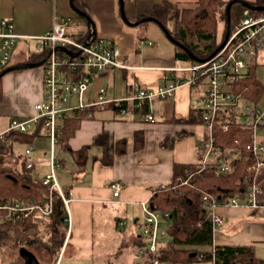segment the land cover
Listing matches in <instances>:
<instances>
[{
	"label": "crops",
	"instance_id": "1",
	"mask_svg": "<svg viewBox=\"0 0 264 264\" xmlns=\"http://www.w3.org/2000/svg\"><path fill=\"white\" fill-rule=\"evenodd\" d=\"M162 1L124 0L126 21L122 17L119 0H84L88 11L86 12L95 24L96 34L115 44L120 50V60L125 65L96 75L85 95L87 101L94 100L98 90L104 85L114 97L126 98L141 89L154 91L174 79L191 78V71L184 68L192 64L176 58V46L161 25L154 19L143 20L150 17L154 7ZM170 1L183 8L193 6L197 0ZM76 16L80 17V21L71 31L67 19ZM140 18L141 23L138 22ZM2 19L12 22L14 33L20 38L35 40L36 45V37L45 33L56 22L68 21V33L78 39L85 38L91 30L88 19L72 9L70 0H0V31L3 29ZM37 53L26 52L13 60L12 52L8 65L33 62L31 59ZM251 61L256 64V74L264 83L259 75V69L264 66V49ZM40 66L11 70L3 75L0 134L7 131L13 119H27L36 114L34 106L43 98L44 67ZM200 96V88L186 84L178 87L168 97L152 98L148 101V112L153 115V120H147L146 113L138 109L130 108V113L124 115L109 108H95L93 116H86L70 138V149L56 144L57 167L54 172L60 187L70 196L67 203L68 230L56 264L63 263L61 258L65 257L68 250L71 252L70 264H78V261L84 264H142L146 256L139 252V248L137 253L141 256L140 260L136 263L127 260L131 254L127 249L134 243L138 245L137 241L142 239V235L134 237L131 233H125V230L116 234L117 246L114 251L101 248L104 252L95 254V211L99 207L105 212L112 207L114 212H119L116 221L120 229L126 225L127 217L137 216L138 207L144 213L143 205L150 204L157 189L168 187L172 182L175 163L194 164L199 161L200 142L207 137L208 129L204 123H191L183 119L189 118L192 109H203ZM257 108L264 112L262 108ZM138 130L144 133V145L136 149L134 135ZM102 132L107 133L110 152H115L118 141H127L125 151L121 154L115 153L110 165L102 162V146L92 145L85 154L77 153L85 145L92 144L94 137ZM180 133L186 134L178 137ZM172 139L175 142L169 147L168 141ZM18 144L24 145V149L17 151L15 147ZM11 146L13 149L5 155L7 165L18 167L21 159L27 157L28 145L15 142ZM32 147L29 158L33 162L36 176L42 179L52 172L49 133L42 130ZM114 181L123 184L118 196H114L111 188ZM237 209L248 210L258 220L253 224L257 230L254 236L243 241L239 238L229 240L233 236L224 234L218 241L217 235L213 234L214 244L254 245L256 255L264 258V204L256 209L246 205L220 204L217 211L228 222V218L232 219L238 213L235 211ZM120 212L124 214L120 215ZM135 222L143 228L144 220L136 218Z\"/></svg>",
	"mask_w": 264,
	"mask_h": 264
},
{
	"label": "trees",
	"instance_id": "2",
	"mask_svg": "<svg viewBox=\"0 0 264 264\" xmlns=\"http://www.w3.org/2000/svg\"><path fill=\"white\" fill-rule=\"evenodd\" d=\"M220 1L222 0H197L193 6L180 8L170 0H163L154 7L151 16L163 26L164 31L167 30L198 60L191 58L185 49L174 43L176 58L194 64L214 56L213 53L224 41L227 33L226 8L231 0H225L223 11L218 5ZM250 2L253 5H264V0ZM74 6L81 11H87L84 0H74ZM252 12L264 11L252 10ZM219 13H222L225 22L221 38L218 36ZM230 14L232 23V9ZM88 16L90 17L89 14ZM138 22L141 23L142 18ZM39 52L32 57V61L44 58V53ZM251 60L246 72L239 75L233 82V92L235 95H241L246 101L253 102L256 106L264 94V83L258 78L255 71L256 64ZM4 69L0 70V73ZM2 77H0V99L3 95ZM148 108V101H145L141 109L142 113H147ZM236 111L237 108L232 106L227 112H221L214 126L215 146L219 149L221 156L230 161L231 169L221 172L217 169V165L212 163L183 184L182 181H178L179 178L185 180L188 172L195 169L196 163H175L172 182L168 188L157 189L151 198L150 205L156 211L162 214L168 212L165 219L171 222L173 229L170 233L171 240L168 241V248L155 255L158 264L212 262L213 257L215 264H264V258L256 255L254 245L214 244L212 219L202 200L205 193L215 197L221 205L227 204L234 197L244 199L247 196L248 185L253 179H257L262 182V193L259 198L264 204V167H258V163L264 161V156L253 153V129L243 126V123L238 120L239 114ZM203 115L202 108L192 109L189 118L183 120L191 123H204ZM84 118H86V113L82 112L67 116L61 121L57 141L61 147L70 149L69 140ZM224 123L228 124L227 129L223 128ZM41 132V124L27 132L18 130L7 132L0 138V156L10 153L13 149L11 144L15 142L33 145ZM185 134L180 133L178 137ZM174 142L175 139L168 141V146L171 147ZM92 145L104 148L102 162L110 165L113 163L115 153L121 154L125 151L127 141L126 139L118 141L115 152H110L107 133L102 132L94 137L92 144L85 145L77 153L85 154L87 148ZM143 145L144 133L138 130L134 135V147L139 149ZM19 164L20 168L0 163V205L20 204L23 206L29 201L35 203L42 201L48 205L51 199L52 211L46 221L45 216L36 208L26 216L25 212L0 208V248L2 246L14 249L34 247L36 248L34 254L38 256L40 264H56L68 230L67 205L57 189L44 184L36 176L33 166L30 168L26 166L25 159H21ZM65 194L68 195V192ZM45 229L48 230L46 233L49 236L48 239L42 232ZM144 264L153 263L149 258V261L145 260Z\"/></svg>",
	"mask_w": 264,
	"mask_h": 264
},
{
	"label": "built area",
	"instance_id": "3",
	"mask_svg": "<svg viewBox=\"0 0 264 264\" xmlns=\"http://www.w3.org/2000/svg\"><path fill=\"white\" fill-rule=\"evenodd\" d=\"M241 11H239V20L230 27V33L224 46L210 59L184 68V70L191 71L190 79L177 78L157 90L141 89L126 98H116L108 88L101 87L92 101H87L85 95L92 86L94 77L110 68L125 66L120 60V50L108 38L95 34L90 38L86 36L78 39L68 33V22L54 23L45 33L36 37L37 46L40 52L44 53L45 58L43 98L34 106L36 114L27 119H13L7 131L0 134V138L7 132L14 130L27 132L41 124L42 130L47 131L51 138L52 168V172L43 177L41 181L57 189L67 205L70 196L62 190L54 172L57 167L55 147L61 121L67 116L82 112H85L87 117H92L95 108H109L126 115L130 113V108L141 110L145 101H150L157 96L168 97L178 87L187 84L201 90L200 100L204 103L203 120L208 134L200 142L201 157L195 169L188 172L187 178L182 183L186 184L189 178L200 173L212 163H215L221 172L229 171L230 161L221 156L219 149L215 146L214 126L221 112H227L232 106L237 108L239 99L243 97L234 94L233 82L239 75L246 72L249 61L264 49V12L253 13L252 10L243 6ZM1 26L3 29L0 31V69H4L9 64L14 46L20 36L14 33L10 20L2 19ZM245 113L249 115L248 121L240 122L244 127L253 129V153L264 156V142L256 138L257 126L264 124V112L256 106L248 105ZM145 117L147 120L154 119L149 112ZM227 127L228 124L224 123L223 128L227 129ZM32 151V145H28L25 164L29 168L33 166L29 158ZM258 167H264V161L259 162ZM111 188L114 196H118L123 184L120 181H114L111 183ZM261 193L262 182L253 179L248 185L247 196L243 199V204L252 209L260 207L262 205L259 198ZM202 200L212 219L213 234H215L216 229L225 224L226 218L217 211L220 203L215 197L205 193ZM240 201L241 199L234 197L227 204L239 205ZM2 207L10 211L25 212V216L35 208L41 214L49 215L52 211V200L50 199L48 205L42 201L39 203L29 201L23 206L20 204L0 205V208ZM143 211L144 226L141 240L144 245L139 248V252L142 255L148 254L152 263L157 264L158 259L155 255L160 239L168 234V229L162 227L159 217H167L168 212L159 214L149 203L143 205ZM212 264H215L214 257Z\"/></svg>",
	"mask_w": 264,
	"mask_h": 264
},
{
	"label": "rangeland",
	"instance_id": "4",
	"mask_svg": "<svg viewBox=\"0 0 264 264\" xmlns=\"http://www.w3.org/2000/svg\"><path fill=\"white\" fill-rule=\"evenodd\" d=\"M249 1H253V0H249ZM225 0H222L219 2V8L220 10L223 11V8L225 7ZM241 5L238 6L237 4L233 5L232 12H233V18H232V23L231 25L235 24L239 18H240V12L241 11ZM240 11V12H239ZM73 14H75L74 12H72ZM69 19H67L69 21V30H74L76 27V23L78 21H80V17H75L72 19L70 17H68ZM219 26H218V36L221 38L222 34H223V29L225 28V22L222 18V13H219ZM67 21V22H68ZM172 24V23H171ZM39 51V47L36 45V41L35 40H26V39H22L19 38L16 42V45L14 46L13 49V60H15L16 58H20L22 56V54H25L26 52H31V53H37ZM40 67H44L43 65H41ZM3 69V68H2ZM0 69V70H2ZM259 75L264 79V66L259 69ZM125 85V83H123ZM106 86V85H104ZM103 86V87H104ZM201 101V100H200ZM202 105L204 106V103L201 102ZM254 106L253 102H248L246 101L244 98H240L239 102H238V106H237V110L236 111L239 115H238V120L241 122H247L249 119V115H246L245 113V109L246 106ZM257 106L259 108H262L264 110V94L262 96V98L260 99V101L258 102ZM45 133H47L45 131ZM256 138L258 140H262L264 141V125H258L256 128ZM16 150L19 151L21 149H24V145H16ZM58 149V146H57ZM50 152V150H49ZM7 154V153H6ZM51 155V152H50ZM7 157V156H6ZM5 155H1L0 156V163L2 165H7V159H6ZM9 157V156H8ZM18 167L20 168L21 165L18 164ZM36 174V173H35ZM178 181H183V179L179 178ZM168 188V187H166ZM193 197V196H192ZM240 206H243V199H241V201L239 202ZM235 211H238V213L232 217V219L228 218V222H225V224L222 227H219L216 229V235H217V240L220 241L219 239L222 238V235H228V236H233V237H229V240H235V238H239L243 241H248L250 240L253 236H254V232L257 231L256 229H254V225L258 220H256L248 210L246 209H237ZM159 212V211H157ZM119 214V212H114V209L112 207L108 208L107 211H101V209H99V207L96 209L95 211V218H96V224H95V235H94V245H95V254L100 253V252H104L101 251V248H109L111 251L116 249L117 246V241H116V234L120 233V230H125V233H131V235H133L134 237H136L137 235H142L143 232V228L141 227L140 224H137L135 222V219L138 218L140 221L144 220V213L140 210V208L138 207L137 209V216L136 217H127L126 219V225L122 226L120 229L117 227V221H116V216ZM124 214L122 212H120V215ZM159 214H161V212H159ZM46 221H48L49 218L48 215H44ZM160 218V222L162 224V227L164 226V228L168 229V234L166 236H162L160 239V244L158 245V250H157V254H159V252L161 250H166L168 248V241L171 240V231L173 230L171 227V222H168L166 219H164L163 216L159 217ZM235 221V222H234ZM234 222V223H233ZM233 223V225L230 227V224ZM252 225V226H251ZM118 228V229H117ZM47 229L43 230V235H46L47 233ZM48 235L45 236L46 239H48ZM138 245L136 243H134L132 246H130L127 251L128 253H131L130 256L127 257L128 262H138L140 260V255L137 253L138 248H140L142 243H144L143 241L140 242L139 240L137 241ZM28 247V246H27ZM28 250H30L31 252L35 253L36 248L31 247ZM69 253L70 250H68L67 254L65 255L63 259V263L62 264H70V258H69ZM156 254V255H157ZM146 257L144 258V260H142V264H144L145 260L149 261L150 256L148 254H144ZM22 253H21V248L19 249H14V248H10L8 246H2L0 248V264H25V260L23 258H21ZM38 257V256H37ZM110 259V258H109ZM151 260V259H150ZM159 263V262H158ZM157 263V264H158ZM78 264H84V262L82 261H78ZM196 264H211L210 262H198Z\"/></svg>",
	"mask_w": 264,
	"mask_h": 264
},
{
	"label": "water",
	"instance_id": "5",
	"mask_svg": "<svg viewBox=\"0 0 264 264\" xmlns=\"http://www.w3.org/2000/svg\"><path fill=\"white\" fill-rule=\"evenodd\" d=\"M120 1V9H121V13H122V17L126 20V15H125V11H124V0H119ZM70 3H71V7L72 9L78 13L79 15H82V16H85L89 23L91 24L90 26V32L88 33L87 35V38H90L91 36L95 35L96 34V27H95V24L93 22V20L88 16V14L84 11H81L80 9H78L76 6H74V0H70ZM235 4H239L245 8H248L250 10H256V11H264V5H253L250 1L248 0H231L228 5H227V8H226V17H227V33H226V36H225V39L224 41L220 44V46L216 49V51L213 53V55H215L225 44L226 40L228 39V36H229V33H230V27H231V8L233 7V5ZM151 19H154V17L150 16V17H146V18H143L144 21L146 20H151ZM132 24H136V23H132ZM161 27L163 28V26L161 25ZM166 31V35L167 37L175 44L179 45L180 47H182L183 49H185L191 58H193L194 60H198L194 54L189 50L187 49L182 43H180L179 41H177L176 39L173 38V36ZM45 61V58H43L42 60H39V61H33V62H28V63H21V64H17V65H12V66H9V67H6L1 73H0V77H2L5 73L11 71V70H16V69H22V68H30V67H35V66H40V65H43ZM154 208V207H152ZM21 253H22V257L24 258L25 260V264H40L37 256L31 252L30 250L26 249V248H21Z\"/></svg>",
	"mask_w": 264,
	"mask_h": 264
}]
</instances>
